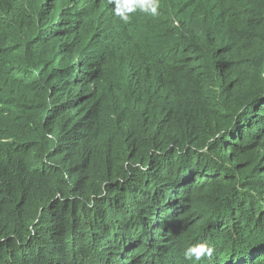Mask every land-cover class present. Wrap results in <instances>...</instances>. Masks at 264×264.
<instances>
[{
	"label": "trees",
	"instance_id": "trees-1",
	"mask_svg": "<svg viewBox=\"0 0 264 264\" xmlns=\"http://www.w3.org/2000/svg\"><path fill=\"white\" fill-rule=\"evenodd\" d=\"M159 5L0 0V264H264V0Z\"/></svg>",
	"mask_w": 264,
	"mask_h": 264
},
{
	"label": "clouds",
	"instance_id": "clouds-1",
	"mask_svg": "<svg viewBox=\"0 0 264 264\" xmlns=\"http://www.w3.org/2000/svg\"><path fill=\"white\" fill-rule=\"evenodd\" d=\"M115 5L114 12L121 20L127 22L131 13L137 10L145 12L151 16L158 15L160 7L159 0H111ZM211 254V248L206 244L190 246L184 251V256L188 260L199 261L205 255Z\"/></svg>",
	"mask_w": 264,
	"mask_h": 264
}]
</instances>
